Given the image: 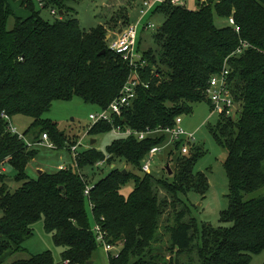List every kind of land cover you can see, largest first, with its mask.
<instances>
[{
	"label": "trees",
	"instance_id": "16d2710c",
	"mask_svg": "<svg viewBox=\"0 0 264 264\" xmlns=\"http://www.w3.org/2000/svg\"><path fill=\"white\" fill-rule=\"evenodd\" d=\"M21 1L31 12L27 17L16 16L8 1L0 0V165L7 170L0 174V264L23 249L40 219L63 248L61 259L47 250L9 264H89L101 245L95 224L107 244L119 247L108 252L109 264H251L254 255L264 252V0H197L196 8L170 0L157 4L151 14L165 17L153 35L157 48L142 50L139 37L146 63L140 61L137 68L109 45V33L123 28L128 18H119L121 24L116 21L114 27L111 19L86 29L68 0H44V8L58 10L54 21L44 18L33 0ZM216 16L228 24L218 26ZM231 17L235 25L229 23ZM225 68L240 107L232 117L219 114L210 129L227 150L223 165L229 206L221 214L225 225L218 227H200L183 198L190 191H207L208 177L196 169L207 154L203 145L192 144L183 154L185 141L176 140L169 151L172 174L164 166L156 175L143 171V161L167 136L116 137L104 151L95 146L80 151L77 167L43 168L32 177L27 168L39 147L28 148L7 130L4 115L12 120L25 115L32 118L24 131L27 138L35 141L48 133L57 148L69 149L80 137L44 117L53 103L80 97L107 108L136 75L137 96L117 122L137 130L173 126L194 104L209 101L208 82ZM111 131L110 124L99 122L88 133ZM107 155L108 165H118L89 180L85 168ZM8 167L20 186L12 187ZM131 181L134 189L124 194Z\"/></svg>",
	"mask_w": 264,
	"mask_h": 264
},
{
	"label": "rangeland",
	"instance_id": "374dc122",
	"mask_svg": "<svg viewBox=\"0 0 264 264\" xmlns=\"http://www.w3.org/2000/svg\"><path fill=\"white\" fill-rule=\"evenodd\" d=\"M11 5L16 16L27 17L31 12L22 5L21 0H7ZM37 9H41L44 18L54 21L55 15H52L49 8H41L38 0H33ZM186 6L196 8V0H185ZM69 5L74 6L77 10L76 16L80 20L82 27L90 29L99 24H106L111 19L112 27L117 20L126 18L131 22H139V31L142 38L141 49L147 50L150 47H156L153 35L156 33L157 27L164 21L163 14L152 15L151 11L142 16L141 7L142 0H68ZM72 15V14H71ZM116 16L115 18H113ZM218 26H225L228 21L219 16L215 17ZM15 17L9 19L8 27H13ZM118 22V21H117ZM149 23H153L156 27L146 28ZM118 24H121L119 21ZM107 25V24H106ZM111 25V24H110ZM109 26V23H108ZM123 26V27H124ZM112 30V29H110ZM109 35L112 34L111 32ZM96 110V106L85 102L80 97H74L72 100H59L53 103L50 112L44 117L59 122L60 128L66 130L71 135H78L82 145L79 151L85 150L90 146L104 151L109 144L118 136L113 131L93 136L88 133L91 126L90 113ZM182 126L186 131L195 134V142L198 146L203 145L207 154L200 159L196 169L205 172L208 177V188L204 195L196 191H190L187 196H183L186 204L190 207L191 216L194 217L200 227L205 224H211L214 227L225 225L221 220V214L229 206V181L223 162L227 155V150L222 148L212 136L210 129L216 126L219 120V113L214 112L209 101H201L194 104L190 113L182 116ZM32 121L31 117L25 115H17L13 117V124L18 130L24 132ZM119 137V136H118ZM96 139L94 144L92 139ZM171 147L166 146L159 151L153 158L152 172L158 175L163 173V167L168 164L169 151ZM71 163L72 156L69 150L64 148H47L39 147L38 156L30 162L27 171L32 177H37L40 168L55 171L59 164ZM118 161L115 162L118 165ZM9 174L12 177L14 171L8 167ZM111 170L110 165H95L93 168H85L84 172L90 175L89 180H98L105 176ZM12 187L16 188L21 185L19 182L10 179ZM134 189V182H129L123 187L124 194H129ZM87 212L90 221L93 223V214L90 204H87ZM191 216H188L190 218ZM167 245V244H166ZM51 250L56 261L61 259L62 247L55 245L52 234L44 229V221L40 219L33 225V233L23 242V249L14 251L6 255L2 264H9L18 259L30 258L35 254ZM119 247L111 250L115 253ZM108 251L103 245H99L94 254V264H109ZM251 264H264V252L256 254L252 258Z\"/></svg>",
	"mask_w": 264,
	"mask_h": 264
},
{
	"label": "built area",
	"instance_id": "2783aa9c",
	"mask_svg": "<svg viewBox=\"0 0 264 264\" xmlns=\"http://www.w3.org/2000/svg\"><path fill=\"white\" fill-rule=\"evenodd\" d=\"M39 6L41 8L45 7L44 0H38ZM168 0H142V7H141V14L142 16L149 13L154 6L157 4L164 3ZM173 5L178 6H185V0H170ZM51 14L58 16V10L56 8L51 9ZM229 23L235 25L234 19L231 17L229 19ZM156 27L153 23H149L146 28H154ZM238 30V29H237ZM139 31V22H131L130 24L124 26L123 28L119 29L116 32H112L111 35H108L110 39L109 45L110 48L115 51L116 53L120 54L121 57L128 62V64L133 67L137 68L138 63L141 61V66H143L146 62L142 59V52L138 49V40L140 36ZM238 50V52H240ZM229 73L230 70L225 68L219 74L213 75L209 82H208V89H207V97L211 104V108L214 112H218L219 114L225 116H234L236 112L239 111V103L235 99L229 83ZM138 76L131 80L128 84H126L122 90V93L119 97L112 101V103L104 109L96 108L93 112L90 113L91 125L97 124L99 122H105L111 125L112 131L116 133L119 137H127L134 135L139 140L146 139L149 136H160L165 135L167 136V141L163 145H156L152 147L145 157L143 161V171L144 172H152V162L153 158L156 154L164 149L166 146H172L176 140L184 139V143L181 146V153L187 154L189 152L190 145L195 144V134L186 131V129L182 126V117L179 116L176 119V122L173 126L167 127H157L154 129L147 128L145 130H137L133 129L125 124H121L117 122V117H122L124 112L128 110L136 96H137V87L139 84ZM4 118L8 121L7 130L12 134L18 135L19 138L23 139L26 143L28 148L33 147H47V148H57L56 144L51 140L48 133H44L38 140H31L27 138L24 132L18 130L17 126L13 124V120L10 119L9 116L4 115ZM117 136V137H118ZM82 145L81 140L71 147H69V152L72 156L71 163H63L59 164L58 169H67L69 166L77 167V157L79 156V146ZM109 155H107L104 159L98 161L96 163L97 166L99 165H106ZM115 163L110 164V168L115 167ZM7 171L6 167L0 165V174ZM92 185H88L85 190V194L89 195L90 189ZM95 231L97 241L103 245L106 250L109 252L115 247L106 243V235L103 232L101 226L99 224H95L93 227Z\"/></svg>",
	"mask_w": 264,
	"mask_h": 264
},
{
	"label": "water",
	"instance_id": "95a60500",
	"mask_svg": "<svg viewBox=\"0 0 264 264\" xmlns=\"http://www.w3.org/2000/svg\"><path fill=\"white\" fill-rule=\"evenodd\" d=\"M103 52H104V51H102L101 53H103ZM101 53H100V54H101ZM95 142H96V139H95V138L91 140V143H92V144H94ZM166 167H167V170H168L169 175H171V174H172V169H171L170 165L167 164ZM39 172L41 173L42 170L40 169ZM89 264H94V261H90Z\"/></svg>",
	"mask_w": 264,
	"mask_h": 264
},
{
	"label": "crops",
	"instance_id": "0c3cea01",
	"mask_svg": "<svg viewBox=\"0 0 264 264\" xmlns=\"http://www.w3.org/2000/svg\"><path fill=\"white\" fill-rule=\"evenodd\" d=\"M196 1H197V0H196ZM48 8H49V11H50V13H51V9H52V8H51V7H48ZM40 169L43 170L42 168H40Z\"/></svg>",
	"mask_w": 264,
	"mask_h": 264
}]
</instances>
